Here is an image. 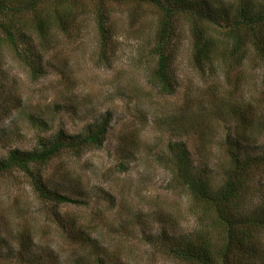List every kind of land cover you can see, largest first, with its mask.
Segmentation results:
<instances>
[{
  "label": "rangeland",
  "instance_id": "rangeland-1",
  "mask_svg": "<svg viewBox=\"0 0 264 264\" xmlns=\"http://www.w3.org/2000/svg\"><path fill=\"white\" fill-rule=\"evenodd\" d=\"M217 1L228 7L239 0ZM99 5L70 0L39 7L69 16L66 29L53 28L45 43L28 36L36 75L25 56L0 46V160L15 149L31 152L59 131L82 137L108 121L101 149L65 154L40 168L47 189L82 201L58 210L64 227L54 223L52 206L40 201L21 173L0 176V264L83 259L87 264L98 256L106 264H184L170 252L171 243L197 232L204 209L195 207L178 177L174 145L187 151L185 173L207 179L213 193L232 168L230 153L240 150L244 158L264 153V63L252 49L246 64L228 74L222 66L202 73L195 66L189 24L176 21L171 65L176 90L164 95L151 83L157 10L107 1L109 34L102 41ZM33 17L23 13L20 20L29 27ZM218 39L220 59L229 43ZM243 114L252 127L240 133ZM242 193L245 209L264 202V171L253 174ZM74 221L91 229L89 246L68 242L67 224ZM252 235L249 244L257 249L252 264H264V229L255 227Z\"/></svg>",
  "mask_w": 264,
  "mask_h": 264
},
{
  "label": "trees",
  "instance_id": "trees-1",
  "mask_svg": "<svg viewBox=\"0 0 264 264\" xmlns=\"http://www.w3.org/2000/svg\"><path fill=\"white\" fill-rule=\"evenodd\" d=\"M66 1L70 0H30L17 6L14 4L15 0H0V15L4 16L0 21V46L8 44L17 57L25 56L28 66L35 75L39 70L35 67L30 51L31 44H28L27 38L35 36L45 43L53 28L66 29L69 16L67 11L55 16L49 12L45 13L39 7L50 4L62 5ZM107 1L120 3L132 1L157 10V28L151 51L156 58V68L151 83L164 95H172L176 90L171 65L174 61L173 46L177 36L175 23L179 20L189 24L195 66L202 73L206 70L211 71L215 66H222L228 74L234 66L246 64L250 58V49L255 58L264 63V41L261 40L264 5H257L253 0H239L228 7H224L223 3L217 0H99L96 22L102 41L109 34L108 14L103 7ZM23 13L34 16L33 22L28 24L29 27L20 20ZM220 35L229 45L218 59L216 53ZM22 45H25L24 50L21 49ZM247 119L244 114L240 116L243 125L240 133L247 132L252 127L246 122ZM107 134L108 121L89 127L82 137H71L59 131L52 139L40 142L38 148L31 152L17 149L10 151L7 157L0 160V176L21 173L29 180L40 201L52 206L54 223L64 227V219L58 210L63 205H76L82 201L47 189L40 168L65 154L81 156L87 151L101 149ZM173 152L178 177L182 179L183 186L188 190L195 207L204 209V213L200 215L202 219L197 232L185 240L171 243L172 255L184 264H252L257 249L249 242L253 238L255 227L259 231L264 229V202L254 209H245L241 205L245 203L242 200V191L250 184L253 174L260 170L264 171V153L255 158L249 155L244 158L240 150L230 153L232 168L225 176L222 187L213 193L207 179L190 177L185 173V166L188 164L187 151L177 144L174 145ZM67 226L70 229L67 233L69 243L79 247L89 246L87 234L91 229H88V226H78L76 221L68 223ZM28 240H31L30 235ZM25 243L27 244L26 241L23 242ZM23 244L22 246L26 247ZM23 259L22 262H25ZM84 260L75 261V264H85ZM92 260L87 264H106L99 256L93 257ZM27 262L32 264L33 260Z\"/></svg>",
  "mask_w": 264,
  "mask_h": 264
}]
</instances>
